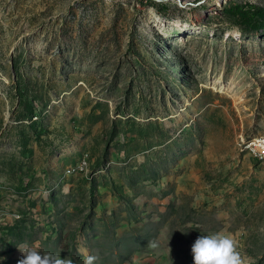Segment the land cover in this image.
<instances>
[{
  "label": "rangeland",
  "instance_id": "rangeland-1",
  "mask_svg": "<svg viewBox=\"0 0 264 264\" xmlns=\"http://www.w3.org/2000/svg\"><path fill=\"white\" fill-rule=\"evenodd\" d=\"M244 4L264 8L0 0V264L20 245L193 264L217 232L264 264V161L237 144L264 136V24Z\"/></svg>",
  "mask_w": 264,
  "mask_h": 264
},
{
  "label": "clouds",
  "instance_id": "clouds-1",
  "mask_svg": "<svg viewBox=\"0 0 264 264\" xmlns=\"http://www.w3.org/2000/svg\"><path fill=\"white\" fill-rule=\"evenodd\" d=\"M152 246L156 245L153 243ZM18 248L22 253L18 264H73L69 258L41 254L35 246L20 245ZM191 253L193 264H244L236 251L235 241L221 232L198 236L191 246Z\"/></svg>",
  "mask_w": 264,
  "mask_h": 264
},
{
  "label": "trees",
  "instance_id": "trees-1",
  "mask_svg": "<svg viewBox=\"0 0 264 264\" xmlns=\"http://www.w3.org/2000/svg\"><path fill=\"white\" fill-rule=\"evenodd\" d=\"M230 11L236 14L239 19L246 23H251L254 27L264 24V8L252 4L232 5Z\"/></svg>",
  "mask_w": 264,
  "mask_h": 264
},
{
  "label": "bare ground",
  "instance_id": "bare-ground-1",
  "mask_svg": "<svg viewBox=\"0 0 264 264\" xmlns=\"http://www.w3.org/2000/svg\"><path fill=\"white\" fill-rule=\"evenodd\" d=\"M261 141H264V136H257V135L244 136L242 134V135H240L239 140H237V144L239 146V149L242 152L248 153V152H246V150L248 148H250L254 144H259ZM248 154H250V153H248ZM250 155L253 156L252 154H250ZM253 157L256 158L255 156H253ZM258 160L264 161V153L258 154ZM78 171H79V168H78Z\"/></svg>",
  "mask_w": 264,
  "mask_h": 264
},
{
  "label": "built area",
  "instance_id": "built-area-1",
  "mask_svg": "<svg viewBox=\"0 0 264 264\" xmlns=\"http://www.w3.org/2000/svg\"><path fill=\"white\" fill-rule=\"evenodd\" d=\"M246 152L252 154L258 160V154L264 153V141H261L259 144L252 145L250 148L246 150ZM76 171H78V168L75 170V172Z\"/></svg>",
  "mask_w": 264,
  "mask_h": 264
}]
</instances>
